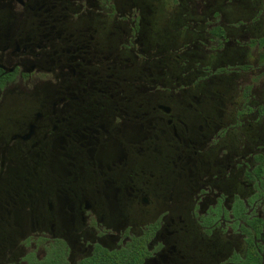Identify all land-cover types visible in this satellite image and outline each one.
Returning a JSON list of instances; mask_svg holds the SVG:
<instances>
[{"label":"flooded vegetation","instance_id":"1","mask_svg":"<svg viewBox=\"0 0 264 264\" xmlns=\"http://www.w3.org/2000/svg\"><path fill=\"white\" fill-rule=\"evenodd\" d=\"M111 1L0 0V108L8 106L5 91L15 80L59 82L1 128L0 264H264V132L241 153L221 145L225 161L214 171L194 174L187 188L141 179L134 170L120 168L119 154L106 157L96 150L94 144H107L109 130L104 117L84 116L86 106L101 104L87 97L110 85H102V76L93 78V66L103 65L97 27L71 21L94 9V14L116 17ZM120 16L129 21L122 47L140 55L138 10ZM220 16L212 9L200 22H180V29L192 35L181 50L229 47L233 58L236 51L247 59L218 68L189 64L194 82L245 70L253 75L238 84L235 123H226L208 140L210 124L207 133L191 134L194 130L170 104L154 103L149 111L157 112L166 144L175 149L170 159L175 170L193 173L206 156L204 163L215 165L217 159L207 152L229 129L245 124L246 116L253 114L254 124H264V102H249L256 83L264 92V31L249 36L248 22L224 23ZM214 26L221 34L208 32ZM250 51L256 53L253 61ZM161 90L171 91V84ZM113 104L112 112L119 114ZM39 173L49 178L39 179ZM224 182L231 192L220 190ZM176 198L185 199L181 208ZM9 230L19 235L11 244Z\"/></svg>","mask_w":264,"mask_h":264},{"label":"rangeland","instance_id":"2","mask_svg":"<svg viewBox=\"0 0 264 264\" xmlns=\"http://www.w3.org/2000/svg\"><path fill=\"white\" fill-rule=\"evenodd\" d=\"M112 1L118 8L116 17L105 13L94 14L92 12L94 9L90 12L91 14L83 15L77 20L72 18L74 20L71 21L76 24L91 23L97 27L94 36L100 41L102 50L100 58L103 59V65L93 66V78L98 79L102 76L104 81L102 85H110H103L106 88L105 92H99L100 94L95 92L87 97L93 104H101L98 105L100 108L91 104L86 106L84 116L104 117L105 127L108 125L109 130V133L104 134L108 140L107 144L99 147L94 144L96 150H100L101 155L106 157L119 154L120 168L134 170L135 176L141 179L164 180V185L169 187L172 185L187 188L193 185L191 178L194 174L198 172L206 174L220 166L221 161L224 160L222 156L225 155L219 151L221 145H227L229 150L238 153H241L240 150L244 146L248 150L252 149L253 142L264 132V124L261 122L254 124L253 114H250L246 116L248 120H244L245 124L229 129L227 134L220 138L219 143L207 152L211 158L217 159L215 165L212 163L214 161L204 163L208 158L206 156L202 164L199 163L196 168H193V173L192 170L183 171L180 168L175 170L170 162V159L175 156V149L166 144V135L163 136L164 131L161 130L162 124L158 123L157 112L149 110L155 102L170 104L171 111L180 115L187 126L194 130L191 134L207 133L210 130L212 133L207 140L215 136L216 131L226 126V123L229 122L227 125H230L235 119V111L241 99L238 84L250 81L252 72L245 70L235 75L218 74L217 77L194 82L197 76L194 75L189 64L198 68V63L201 62L218 68L229 64L230 61L232 63L237 60L244 61L247 59V54L234 51L237 59L233 58V52L229 47L215 51H208L203 47L181 50L182 42L191 40L192 35L180 29V22H200L205 16L208 18L212 9H218L221 22L230 23L232 19H242L249 23L251 32L248 34L253 36L254 33L264 31L262 0H231V2L228 0H179L178 3L167 0ZM131 9L138 10L143 25L142 33L139 34L140 44L136 43L140 47L138 51L140 55L121 45L126 39L127 34L123 30H127L129 21L120 20L118 17L120 14V17L126 15ZM258 15H261L260 18ZM239 24L241 23L238 22ZM208 32L212 35L221 34L220 29L215 26ZM176 53L181 55L177 56ZM255 56L256 53L250 51L249 59L253 61ZM259 63L256 62L257 66L260 65ZM182 74L186 75L182 76ZM181 81H185L184 88H180ZM177 82L180 83L177 84ZM44 83L45 81H35L27 84V82L15 80L9 84L4 95L8 106L0 108V134L5 123L9 124L12 119L23 113L21 108L32 102L38 103L48 89L57 86L59 82H56L57 85H50L47 82L48 86ZM170 84L171 91L161 90ZM260 89L261 86L257 87L256 83L249 98L250 103L253 104L256 100L264 102V92L259 91ZM114 102L117 103L119 110H115L120 112L119 114L112 112ZM206 123L210 124V129ZM213 123L216 125L214 128L211 126ZM234 123L235 121L232 124ZM164 166L168 173L162 169L165 168ZM39 174L41 175L39 179L49 178L46 174ZM233 179L235 180V177ZM223 185L224 187L221 186L220 190L231 192L225 182ZM242 185L244 188V184ZM184 200V198H176L174 201L181 208ZM182 210L185 209L182 208ZM182 215L186 216L184 213ZM184 222L186 227H193L189 220ZM11 226H9L10 229ZM10 231L7 235L9 244L19 236L17 230Z\"/></svg>","mask_w":264,"mask_h":264}]
</instances>
